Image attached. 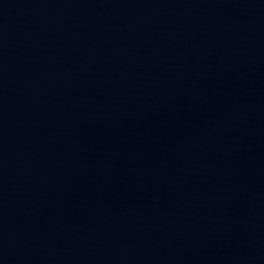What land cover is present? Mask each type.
Listing matches in <instances>:
<instances>
[{
    "label": "water",
    "instance_id": "obj_1",
    "mask_svg": "<svg viewBox=\"0 0 264 264\" xmlns=\"http://www.w3.org/2000/svg\"><path fill=\"white\" fill-rule=\"evenodd\" d=\"M0 264H264V0H0Z\"/></svg>",
    "mask_w": 264,
    "mask_h": 264
}]
</instances>
